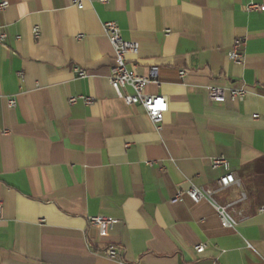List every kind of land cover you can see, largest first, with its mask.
<instances>
[{
	"label": "crops",
	"instance_id": "0c3cea01",
	"mask_svg": "<svg viewBox=\"0 0 264 264\" xmlns=\"http://www.w3.org/2000/svg\"><path fill=\"white\" fill-rule=\"evenodd\" d=\"M4 1L0 264H264V10H248L264 0ZM107 22L138 44L130 69L158 68L146 94L168 99L161 131L109 82ZM213 86L247 95L216 103ZM217 157L239 185L219 190ZM191 188L214 192L238 224L223 227L207 199L173 202ZM98 216L118 221L107 236L89 223Z\"/></svg>",
	"mask_w": 264,
	"mask_h": 264
},
{
	"label": "built area",
	"instance_id": "2783aa9c",
	"mask_svg": "<svg viewBox=\"0 0 264 264\" xmlns=\"http://www.w3.org/2000/svg\"><path fill=\"white\" fill-rule=\"evenodd\" d=\"M108 0H102L103 3H106ZM75 4L79 9H82L83 6L81 2L76 1ZM8 2L0 3V12L5 11L8 8ZM250 11H263L264 7L259 5H250L248 7ZM104 30L108 36L114 52V65L111 69L109 76V82L117 93V95L129 106L139 105L144 108L148 117L155 125L157 131H161L163 128V122L165 114L169 111L168 99L160 95H148L146 94V88L151 83H158V68L152 67L149 77H143L139 75L135 69H130L128 67L127 56L130 54L137 55L139 52V47L137 43L125 41L122 38V32L120 27L115 22H107L104 24ZM35 39L40 38L39 28H35L34 31ZM5 36L3 35L2 38ZM242 40H236L232 50L229 52V58L234 63H242L243 54L241 53ZM75 73L80 78L87 77L85 71L80 68H75ZM181 76H185V72H181ZM132 91L131 93L129 91ZM209 98L211 101L219 103L224 102L228 98L232 101H243L247 95V92L243 88H232L225 89L221 87H209ZM77 98H72L71 103H75ZM86 104H90V99H85ZM10 107L16 106V100L11 99L9 101ZM213 169L223 168L226 171V174L221 177L219 181V190L222 191L230 186L239 185V180L235 177L234 174L230 172V165L226 158L217 157L212 161ZM184 195H187L195 203L207 199L209 200L214 207L217 209L221 223L225 228H233L238 222L236 218L230 211V206L222 207L219 206L216 200L213 198L214 192L206 189L191 188L187 191H179L173 200L174 203L180 201ZM3 206L0 203V218L2 216ZM264 213V207L260 210ZM89 223L91 225H97L100 229L102 236H107L112 228L118 223L117 220L107 218V217H90ZM198 254H201L205 251L204 245H199L196 247ZM104 256L115 261H121V251L117 247L110 246L104 251Z\"/></svg>",
	"mask_w": 264,
	"mask_h": 264
}]
</instances>
